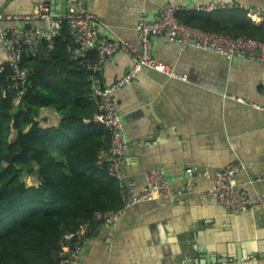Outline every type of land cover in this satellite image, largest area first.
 I'll return each instance as SVG.
<instances>
[{
  "label": "crops",
  "instance_id": "0c3cea01",
  "mask_svg": "<svg viewBox=\"0 0 264 264\" xmlns=\"http://www.w3.org/2000/svg\"><path fill=\"white\" fill-rule=\"evenodd\" d=\"M41 2L57 14L68 7L67 0H0V14L28 13ZM75 2L96 14L103 38L120 37L137 46L139 21L154 19L165 4L180 11L251 7L264 13V0ZM222 4L228 7L209 8ZM248 17L264 24V16ZM153 54L187 80L143 69L117 91L127 136L124 168L135 194L145 187V172L161 168L181 195L142 201L113 224L96 223L83 234L76 264H264L263 208L252 205L233 213L208 195L216 171L232 162H242L253 174L264 172V111L251 105L264 106V62L229 59L163 36L153 38ZM2 55L0 43V59ZM131 66L125 53L109 56L95 84L97 94ZM40 118L45 126L59 123L53 108L42 109ZM189 167L191 177L185 175ZM236 182L251 196L264 191V180L250 181L244 172Z\"/></svg>",
  "mask_w": 264,
  "mask_h": 264
},
{
  "label": "trees",
  "instance_id": "16d2710c",
  "mask_svg": "<svg viewBox=\"0 0 264 264\" xmlns=\"http://www.w3.org/2000/svg\"><path fill=\"white\" fill-rule=\"evenodd\" d=\"M176 16L204 31L264 41V24L240 7ZM75 47L64 24L52 47L44 39L34 51L23 49L20 63L30 70L24 89L12 87L10 66L0 74V264H59L76 240L68 235L88 232L99 223L96 212L123 204L108 170L110 132L96 120L102 73L89 63L98 55L77 56ZM48 107L57 125H42Z\"/></svg>",
  "mask_w": 264,
  "mask_h": 264
},
{
  "label": "built area",
  "instance_id": "2783aa9c",
  "mask_svg": "<svg viewBox=\"0 0 264 264\" xmlns=\"http://www.w3.org/2000/svg\"><path fill=\"white\" fill-rule=\"evenodd\" d=\"M68 7L62 14L54 15L52 5L47 2L38 3L28 13L0 14V23L5 25L0 30V43L3 55L0 59V74L10 66L14 81L12 87L24 89L30 70L21 66V55L24 48L35 50L40 41L46 39L52 47L54 36L59 35L64 24L68 25L70 35L76 44L74 53L84 56L90 50H95L98 59L89 63L94 72H102L107 58L116 53L129 55L132 66L126 74L111 84L105 85L100 93L99 112L96 120L104 124L110 132V147L108 150V170L120 183L123 204L118 209L98 211L95 219L104 224H113L117 218L129 207L142 201L170 198L181 195L176 194L161 168H152L145 172L146 184L138 194L134 193V182L127 178L125 160L127 156V136L125 125L119 111L117 91L131 83L143 69L161 72L170 77L187 80L170 65L158 60L153 54V38L156 36L167 37L179 42L183 47H196L203 50L222 54L229 59L240 58L256 62H264V41L245 35L233 36L223 33L208 32L200 28L185 24L177 19L176 13L180 7L173 4L163 5L158 15L152 19L142 18L137 25L139 46L120 37L103 38L94 12L88 8H77L75 0H67ZM225 5H211L209 8H223ZM252 18L264 16L257 8L245 9ZM234 98V97H233ZM242 103L247 102L239 99ZM256 109L264 111V106L251 103ZM244 172L250 181L264 180V172L260 175L253 174L242 162H232L215 173L212 186L208 195L214 197L219 205L233 213H240L252 205H257L264 210V191L256 196H251L245 189L238 187L237 175ZM185 175L191 177L193 168L185 170ZM74 234L67 236L68 240L75 238V242L68 247L61 257L59 264H76L83 247L82 237Z\"/></svg>",
  "mask_w": 264,
  "mask_h": 264
},
{
  "label": "water",
  "instance_id": "95a60500",
  "mask_svg": "<svg viewBox=\"0 0 264 264\" xmlns=\"http://www.w3.org/2000/svg\"><path fill=\"white\" fill-rule=\"evenodd\" d=\"M52 11H53V14H54V15H57V16L59 15V14H57V13L55 12V8H54V7H52ZM74 237L77 238V234H75Z\"/></svg>",
  "mask_w": 264,
  "mask_h": 264
},
{
  "label": "rangeland",
  "instance_id": "374dc122",
  "mask_svg": "<svg viewBox=\"0 0 264 264\" xmlns=\"http://www.w3.org/2000/svg\"><path fill=\"white\" fill-rule=\"evenodd\" d=\"M26 180L29 182V180H30L29 177H26Z\"/></svg>",
  "mask_w": 264,
  "mask_h": 264
}]
</instances>
